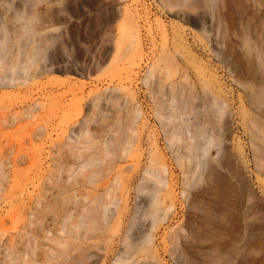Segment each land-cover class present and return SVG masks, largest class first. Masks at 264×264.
Wrapping results in <instances>:
<instances>
[{
  "label": "rangeland",
  "instance_id": "obj_1",
  "mask_svg": "<svg viewBox=\"0 0 264 264\" xmlns=\"http://www.w3.org/2000/svg\"><path fill=\"white\" fill-rule=\"evenodd\" d=\"M0 59L4 238L33 233L41 253L61 218L115 185L120 223L66 240L59 264L82 254V264H114L118 253L125 264H264V0H0ZM170 90L196 107L187 130L200 150L185 168L181 144L167 150L159 102ZM135 106L131 135L123 123ZM90 116V138L73 151L90 157L111 142L118 153L130 140L128 156L71 185L67 172L83 160L65 144ZM158 153L166 173L154 187L141 179L150 161L160 166Z\"/></svg>",
  "mask_w": 264,
  "mask_h": 264
},
{
  "label": "bare ground",
  "instance_id": "obj_2",
  "mask_svg": "<svg viewBox=\"0 0 264 264\" xmlns=\"http://www.w3.org/2000/svg\"><path fill=\"white\" fill-rule=\"evenodd\" d=\"M29 55L30 54H28V56ZM31 57H33V56L30 55L29 57H27V60H28L27 63H28L29 68L31 67V64L33 63L30 60ZM2 59H0V63H1V61H3ZM27 71H28V69H27ZM26 73H28V72H26ZM157 92L160 95V93H161L160 87L158 88ZM166 94L167 95L165 96V98H167V99L164 102H162V100H161V102H159V108L161 110L160 112L165 113L164 116H165L166 120L169 121V124L171 126V131H172V133H170L171 135L168 138L169 143H168V145L166 144L168 146L167 150L169 152L173 153L172 147L174 145H178V144L180 145L181 144V146L177 147V149L178 150L180 149V152H182V154H183V158L179 159V160H183L181 167L185 168L187 165L191 164V155L195 154L196 151L198 152V150H200L199 147H198V149L196 147L195 139H194L193 135H191L187 130V126H188V123L190 121L188 118H190V116H192L193 113H195L194 108H196V107H192L191 105H193V104L188 105L189 104L188 101H187L188 102L187 103L186 100L185 101L181 100V96H180V98L177 97V94L174 93L172 90L168 91ZM131 97H132V95H131ZM161 97H162V95H161ZM163 98H164V96H163ZM100 102H101L100 95L92 98V109H94V112H95V109L97 111V108H99ZM140 114L141 113H140L139 108L135 106V108L132 111V114L130 115L131 117L128 116L129 117L128 123L127 122L123 123V124H125L124 127L126 126L125 127L126 129L124 127H122L123 124H121L122 126L120 125V123H122V122H119V120H118L117 121L118 125L116 123V125H117L116 130L119 131L121 129L120 127H122L126 131L130 132L132 135L133 125L135 124L134 121L136 118H138L140 116ZM93 115H94V113L92 112L91 116H93ZM91 116L89 119L85 120L83 127L79 130V132L76 136V140L74 142H70V143L65 144V147L69 149L70 156L75 161L78 162L79 160H83L82 165L79 167V171H76L73 168H70L67 172V176H68V179H70L71 185L79 183L85 179H87L88 183H90L92 179H95L98 177V173L92 172V173L85 175V173H84L85 171L90 170L93 167H98L100 165L106 164L107 161L112 160L115 157H117V160H124L123 158H126L128 156L126 148H124L126 140L124 141V143H122V145H121V141H118V142H120V145L122 146V147L117 148L119 151L118 153L116 151L110 152L108 150V146L109 147L112 146L111 142H110V145L108 142L104 143L102 145V149L90 157L83 156L81 151H79V152L73 151V149H72L73 145H80L82 143L88 142V140L90 138L89 137V135H90L89 123L93 121V118H91ZM159 116H160V114H159ZM126 120H128V118ZM159 120H161V118H159ZM102 121H103V119H102ZM126 123H127V125H126ZM125 130H123V131H125ZM183 132H184V134H180ZM114 133H117V131ZM119 134H121V132ZM119 134H118V136H120ZM116 138H117V140H120V139H118L119 137H116ZM111 141H112V139H111ZM129 141L128 142L126 141L127 146L130 145ZM118 142H116L117 145H118ZM94 145H96V143L91 144L87 148H84V150H91ZM113 148H116V147H113ZM170 150H172V151H170ZM203 151L204 150H202V152ZM176 156H178V155H176ZM157 158H158V159H156L157 162L161 161L160 166L156 170H152L150 168V166H151L153 160L150 161L148 167H146L143 170V172H142L143 178L141 179V181L145 182V184L146 183H152L154 187H159L161 184H163L162 183V180H163L162 177L166 173L164 156L161 155L160 153H158ZM54 164L57 167L55 172H59L60 171L59 162L54 161ZM136 168H137V166H133L132 167L133 171L136 172ZM50 175H51L50 176L51 178L49 179V181L53 182V179H54V184L56 185L57 181H58V175H55L54 173H51ZM116 183L118 184V182H116ZM115 190H116V188L114 185L111 188H109L107 191H105L104 193H102L101 195L96 197L94 200H88L87 205H85L81 208V212L78 213V215L76 217L71 216V214H67L63 218H61V229L59 230L57 238L52 239L49 237L50 234H46L45 238L43 240L46 242L48 248H47V250H45L41 253L37 252L38 247L36 246L37 244L40 243L39 238L37 235H35L33 233L32 234L25 233L23 235L18 234V236H15V237L4 238V236H5L3 234V232H4V229H3L4 219H0V264H59V260L62 259V254H63V253H61V250H65V252L67 250L66 240H69V239L70 240L71 239L77 240L78 239V241L81 240V242H82V240L87 241L89 239L90 235H92V233H93L92 229L89 226L94 225V224H103V225L107 224L108 225L113 220L115 221V223H120L122 217L124 216L123 211H117V213L114 215L113 214L114 212L111 209L112 207L115 208V205H116L115 204V194H114ZM170 197H171V192H167L165 195V198L170 199ZM84 200H86V198H84ZM64 201H66L67 204L68 203H70L71 205L76 204L74 202H69L66 199ZM75 202H78V201H75ZM158 203H159V201H158L157 197H155V204H158ZM37 205H40L39 201H37V203L35 204V206H37ZM41 209H42L41 211L37 212V221H39V218L43 215V213L46 212L45 210L47 208L44 209V207H41ZM18 210L22 213L24 211V208L21 207ZM30 217H32V214H30ZM74 218L75 219L78 218L77 223H74V224L68 223L69 221H73ZM33 224H34V222H32V226H33ZM121 241H122V245H124L125 244V238H123ZM80 244H82V243H80ZM51 246H55V247L51 248ZM121 255L118 253L117 255L110 257L111 258V260L109 259L110 262L112 260H114V264H125V261H124V259H122ZM81 256H83V254L78 256L79 258H77V256L74 259L72 258L66 264H75V261H77V259H78V263H76V264H80L82 262V259L85 257V256H83V258H82ZM63 262H64V259H63ZM60 264H62V261Z\"/></svg>",
  "mask_w": 264,
  "mask_h": 264
}]
</instances>
